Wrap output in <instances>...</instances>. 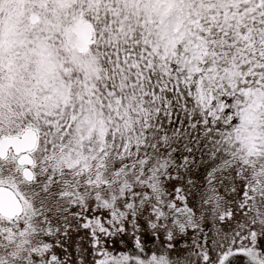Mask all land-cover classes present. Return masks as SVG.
<instances>
[{
	"label": "snow or ice",
	"instance_id": "snow-or-ice-1",
	"mask_svg": "<svg viewBox=\"0 0 264 264\" xmlns=\"http://www.w3.org/2000/svg\"><path fill=\"white\" fill-rule=\"evenodd\" d=\"M0 264H264V0H0Z\"/></svg>",
	"mask_w": 264,
	"mask_h": 264
},
{
	"label": "trees",
	"instance_id": "trees-1",
	"mask_svg": "<svg viewBox=\"0 0 264 264\" xmlns=\"http://www.w3.org/2000/svg\"><path fill=\"white\" fill-rule=\"evenodd\" d=\"M210 226V225H209Z\"/></svg>",
	"mask_w": 264,
	"mask_h": 264
}]
</instances>
